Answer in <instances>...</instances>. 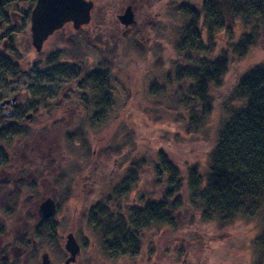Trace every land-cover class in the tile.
I'll list each match as a JSON object with an SVG mask.
<instances>
[{
    "label": "rangeland",
    "instance_id": "obj_1",
    "mask_svg": "<svg viewBox=\"0 0 264 264\" xmlns=\"http://www.w3.org/2000/svg\"><path fill=\"white\" fill-rule=\"evenodd\" d=\"M93 2L87 24L73 29L66 23L40 52L30 44L29 24L20 27L29 2L13 0L0 9V51L6 41V53L15 61L10 73L0 75V102L18 93V119L24 125L23 135L9 143L33 151L32 158L17 148L18 167L0 170L11 180L20 168L17 178L26 173L32 179L20 183V191L11 181L12 186H0V263L6 253V264H40L47 252L53 264H64L63 243L72 232L80 245L74 264H257L254 236L260 223L202 218L194 205L200 187L194 177H206L226 108L243 103L231 97L237 81L264 63V24L236 22L233 31L214 34L213 48L199 58L235 44L244 29H255L256 40L239 60L228 61L217 82L207 79L202 100L190 83L200 75L177 84L174 40L180 19L174 0ZM130 2L136 24L128 27L117 15ZM40 177L47 179L45 187ZM44 193L56 204L50 224L56 228L45 235L30 218ZM164 197L175 206L171 223H149L134 258L106 252L100 241L104 225L92 228L83 216L87 207L86 214L93 208L130 216Z\"/></svg>",
    "mask_w": 264,
    "mask_h": 264
},
{
    "label": "trees",
    "instance_id": "obj_2",
    "mask_svg": "<svg viewBox=\"0 0 264 264\" xmlns=\"http://www.w3.org/2000/svg\"><path fill=\"white\" fill-rule=\"evenodd\" d=\"M27 1L29 5L23 14L22 29L28 24V12L34 2ZM173 3L180 19L176 29L177 38L174 40L178 42L176 47L179 55L177 84L181 87L188 83L187 78L200 75L189 81L196 89L195 94L203 100L206 97L207 79L217 82L228 61L239 60L256 40L255 29L253 32L252 29H244L235 44L222 47V51L214 56L205 57V49L213 48L216 43L214 34L223 29L233 31L236 22H242L245 26L252 22L264 24V0H174ZM6 5V0L0 2L2 9ZM10 46L12 47L11 44ZM201 53L205 55V59L199 58ZM14 68V59L0 51V75L10 73ZM231 97L240 99L243 103L226 108L228 117L219 130L206 177H194L196 187L200 186L196 193L199 194V199L194 205L206 220H216L223 224L239 218L258 221L260 227L254 236L255 255L257 264H264V63L254 65L241 75ZM202 109L203 112H208L210 104L206 103ZM19 123L20 121H16L13 127L10 125L8 132L21 133L24 125ZM161 166L164 168L162 164ZM190 173L191 176L194 175V170L190 169ZM171 185L179 187V184ZM174 207L164 197L161 202H150L146 208H136L130 216L123 215L118 210H115L116 213L108 210L97 213L92 208L90 211L95 219L90 220L91 227L102 228L104 225L105 230H100V241H103L106 252H113L115 257L134 258L142 249L145 227L149 223L156 225L155 227L165 221L171 223L170 213ZM49 222L51 224V218ZM55 228L54 224L50 225V231L53 232ZM107 244L111 248L105 246ZM6 257L7 254L4 253L0 264L8 262ZM177 264L187 263L182 260Z\"/></svg>",
    "mask_w": 264,
    "mask_h": 264
},
{
    "label": "water",
    "instance_id": "obj_3",
    "mask_svg": "<svg viewBox=\"0 0 264 264\" xmlns=\"http://www.w3.org/2000/svg\"><path fill=\"white\" fill-rule=\"evenodd\" d=\"M93 8L92 0H35L29 11L30 44L36 52H40L44 41L56 30L66 23H71L73 29H79L90 20V12ZM120 24L131 26L135 23L134 14L130 5L117 15ZM19 94L0 102V107H7L14 103ZM9 114V112H7ZM31 114H27L29 118ZM56 211L54 199L47 197L38 206V217L41 220L48 219ZM67 253L64 264H73L80 252V246L72 232L65 235L63 243ZM40 264H53L45 252L41 255Z\"/></svg>",
    "mask_w": 264,
    "mask_h": 264
},
{
    "label": "flooded vegetation",
    "instance_id": "obj_4",
    "mask_svg": "<svg viewBox=\"0 0 264 264\" xmlns=\"http://www.w3.org/2000/svg\"><path fill=\"white\" fill-rule=\"evenodd\" d=\"M2 1L3 0H0V2L2 3ZM8 3H9V1H13V0H6ZM35 1V0H34ZM33 4H34V2H33ZM33 4L30 6V9H31V7L33 6ZM128 5H130L131 6V9H132V11H133V14H134V18H135V9H134V5H133V2H130V4H128ZM0 9H2L1 8V6H0ZM30 9H29V11H30ZM24 14V13H23ZM28 14H29V12H28ZM13 16V15H12ZM22 19H23V16H22ZM1 24V23H0ZM28 24H29V15H28ZM136 24V22L134 23V25ZM133 25V26H134ZM21 27V26H20ZM29 27V26H28ZM0 28H2V25H0ZM129 30L130 29H127L124 33L125 34H127L128 32H129ZM7 42L5 41V42H3V46H2V51L4 52V54L6 53V51L8 50L7 49ZM6 56H8L9 58H11V59H13V55L11 56L10 54H8V53H6L5 54ZM16 102H17V100L14 102V103H11V104H9L7 107H4V108H2V107H0V125H1V127H0V130H3V132L2 133H0V137H1V140L3 141V140H5L6 141V144L4 143V144H0V170L1 171H7V169L8 168H11V167H13V166H16V167H18V165L20 164V160H18V159H16L17 157H18V155H16V154H14L16 151H17V148H19V149H21L22 150V152L25 154V155H27V154H30V156L33 158V151L31 150L32 148H27L28 147V145H26V144H23L22 143V145H18L17 143H15V145H11L9 142H13V139L15 138V137H17V136H19V135H23V134H20V133H10V132H8V129L7 128H11V127H13V123H15L16 121H19V110L16 108ZM7 112H9V114H7ZM26 114H28V113H26ZM25 114V115H26ZM31 117V116H30ZM29 117V118H30ZM25 119H29V118H26V116L24 117ZM3 121H5L6 122V124L5 123H2ZM3 125V126H2ZM10 125H11V127H10ZM5 131V132H4ZM7 131V132H6ZM8 147V149H7V147ZM35 153H36V151H35ZM50 158V157H49ZM20 169V168H19ZM19 169L16 171V173H15V176L16 177H14L13 179H8V178H11V177H1L0 176V186L1 185H7V186H12L11 184H9L8 182H13L14 184H16L17 185V187L19 186V184L21 183V185H22V183L23 184H27V183H30V181L32 182V179L25 173V174H23V175H20V177L18 176V178H17V175L19 174V173H22V172H20L19 171ZM8 180H7V179ZM15 178H17L16 180H15ZM41 179L39 180V183L41 184V186H44L45 187V182L47 181V179L44 177V178H42V177H40ZM10 189H11V187H10ZM18 190H19V187H18ZM20 191V190H19ZM19 191H17L18 193H19ZM15 193V192H14ZM12 194V193H11ZM46 197H49V196H45V193H44V195L41 197V199L39 200L40 202H38V204L36 205V208H35V211L33 212V213H35L34 215L32 214V216L30 217V218H34L35 219V223H36V230L37 231H41V230H43V234L45 235V234H49V231H50V222H49V219L50 218H48V219H44V220H41V219H39V217H38V206H39V204L46 198ZM51 198V197H50ZM7 200V199H6ZM37 200V199H36ZM87 209H88V207L86 208V210H84V214H83V216H84V218H85V216L87 215V217L89 218V220H91V216H93V218L95 219V217H94V214L92 213V211H89V213H87L86 214V212H87ZM1 229V228H0ZM2 230V229H1ZM0 230V231H1ZM38 233V232H37ZM42 233V232H41ZM25 234V233H24ZM39 234V233H38ZM2 236L0 235V238H1ZM47 253V252H46ZM80 253V252H79ZM48 257H49V255H48ZM27 258V257H26ZM50 259V258H49ZM75 262H76V260H75ZM74 262V263H75ZM73 263V264H74Z\"/></svg>",
    "mask_w": 264,
    "mask_h": 264
},
{
    "label": "bare ground",
    "instance_id": "obj_5",
    "mask_svg": "<svg viewBox=\"0 0 264 264\" xmlns=\"http://www.w3.org/2000/svg\"><path fill=\"white\" fill-rule=\"evenodd\" d=\"M27 115V114H26Z\"/></svg>",
    "mask_w": 264,
    "mask_h": 264
}]
</instances>
